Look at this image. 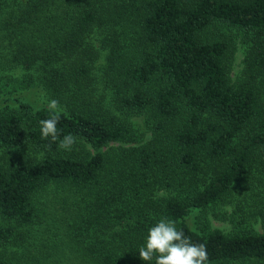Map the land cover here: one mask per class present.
<instances>
[{
    "label": "trees",
    "instance_id": "1",
    "mask_svg": "<svg viewBox=\"0 0 264 264\" xmlns=\"http://www.w3.org/2000/svg\"><path fill=\"white\" fill-rule=\"evenodd\" d=\"M221 27L250 35L235 80ZM0 151V264H155L161 218L210 264H264V231L209 225L264 229V0H0Z\"/></svg>",
    "mask_w": 264,
    "mask_h": 264
},
{
    "label": "clouds",
    "instance_id": "2",
    "mask_svg": "<svg viewBox=\"0 0 264 264\" xmlns=\"http://www.w3.org/2000/svg\"><path fill=\"white\" fill-rule=\"evenodd\" d=\"M48 108L52 112L62 110L59 101L55 99L49 101ZM58 122L59 116L41 120V137L50 138L52 142L59 140V148L71 151L76 137L68 134L61 139ZM139 256L145 262H150L155 257V264H210L207 246L192 242L183 230L177 229L174 221L167 218H161L149 229L145 246L140 248Z\"/></svg>",
    "mask_w": 264,
    "mask_h": 264
},
{
    "label": "rangeland",
    "instance_id": "3",
    "mask_svg": "<svg viewBox=\"0 0 264 264\" xmlns=\"http://www.w3.org/2000/svg\"><path fill=\"white\" fill-rule=\"evenodd\" d=\"M214 34L221 35L228 41V75L231 80H235L238 75L240 74L242 67H243V60L246 53V50L250 44V35L248 33H244L238 30H235L233 28H226L221 27L216 30H214ZM103 34H100L97 32L95 34L94 40L96 43H99V39L102 37ZM99 63V60L96 62ZM23 95L29 99L30 101H34L37 103H40L43 101V97L41 95V92L37 90L35 87L29 88L27 91L22 92ZM134 124L135 128L138 130V132L143 133L146 137H148V132L145 130L144 125L140 121L141 119L139 117H134ZM1 154V151H0ZM226 208V206H223ZM222 206H219L215 208L213 213H210L209 215V225L211 227H216L221 229L224 232H232V231H238V230H245V228H249L251 224V228L254 229V231L262 232L264 229L260 226L259 223L255 222H249L245 223L244 226H239V223L237 222L236 217H231V209L227 207V210L223 208ZM225 215V216H220ZM232 218H234L232 220Z\"/></svg>",
    "mask_w": 264,
    "mask_h": 264
}]
</instances>
